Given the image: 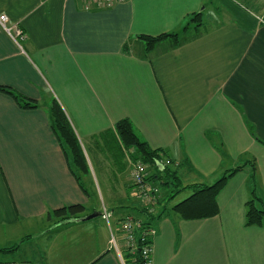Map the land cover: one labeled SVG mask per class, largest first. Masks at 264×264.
<instances>
[{
	"label": "crops",
	"instance_id": "1",
	"mask_svg": "<svg viewBox=\"0 0 264 264\" xmlns=\"http://www.w3.org/2000/svg\"><path fill=\"white\" fill-rule=\"evenodd\" d=\"M211 1L126 0L86 9L83 0H0V14L24 31L17 41L0 25V85L41 103L24 109L0 91V235L30 236L19 259L124 264L111 231L122 246L120 221L138 213L140 203L131 187L133 160L113 128L129 118L160 158L171 159L183 185L211 184L242 166L219 191L213 216L187 219L169 209L190 189L165 201L168 208L153 222L152 264H264V218L245 223L253 183L264 204V0H248L258 13L234 7L222 20L189 26L176 46L164 40L147 53L137 37L181 32ZM54 98L85 152L83 181L92 180L94 162L100 166L101 202L95 193L92 202L69 169L51 128ZM75 203L85 206L79 216L49 214ZM103 208L112 229L102 216L82 218Z\"/></svg>",
	"mask_w": 264,
	"mask_h": 264
},
{
	"label": "trees",
	"instance_id": "2",
	"mask_svg": "<svg viewBox=\"0 0 264 264\" xmlns=\"http://www.w3.org/2000/svg\"><path fill=\"white\" fill-rule=\"evenodd\" d=\"M260 20L264 22V14L260 16ZM202 25L203 15L202 12L198 11L192 13L189 21L183 26L181 32L169 31L158 34L140 33L137 35V37L144 42L145 51L149 53L158 43L163 42L164 40H169L172 43V46L180 44L184 39V31L188 29L189 26H193L194 29H198ZM123 50H127V41L124 43ZM0 91L12 96L17 105L21 108L30 109L41 105L37 99L20 93L8 85H0ZM48 108L51 128L61 145L63 153L67 159L69 169L77 180L81 189L88 195L89 192L82 177L89 173V164L80 140L74 131L67 114L55 98L51 100ZM113 129L120 141V146L122 145V147L128 149L127 156H129V158L133 161L138 159L141 160L154 170L151 171L148 167L149 171L143 176V180L147 183H152L158 186V199L155 203V210H145L144 208L147 207L144 206L138 195L140 205L136 210L142 212L145 217L143 219L139 218L137 215L133 216L136 219H142L143 229L153 227L154 220L159 219L165 212V209L168 208V206L165 204L173 200L177 194L185 189H190L191 193L185 198L171 205L169 209L177 212L181 217L187 219L205 218L217 214L219 212V206L217 203V195L219 191L223 188L227 182V179L237 170L242 168V166H236L232 169H228L211 184L192 183L183 185L177 174V170L171 166V159L169 158L171 162L168 165H161V163L158 162L161 151L159 149L150 147L147 141L139 136L129 118H121L116 121ZM261 142L264 141L261 140ZM116 146L119 150L121 149L118 142ZM117 154L120 155V152L113 154V157H116V159H118ZM126 162L127 160L122 161V168L120 169L125 168ZM132 169L133 162L131 161L130 175ZM251 176L254 182V172ZM131 181V187H133L136 191V194H138L137 183L133 179L132 175ZM254 185L255 184L253 183L251 195L245 202V223L247 225H260L264 218L263 199L256 193ZM163 186L167 188L161 191V187ZM163 202L164 204L162 206L161 204ZM160 205L161 208H159ZM84 210L85 206L83 204L75 203L58 207L49 214L61 218H68L72 216H79L84 212ZM99 216H102V211ZM141 229H138L136 232V249L134 252H130L125 248L122 250L126 264L143 263L141 247L144 242L142 241L143 235L141 234ZM29 237V235H25L19 241L14 242V244L3 247L0 246V252L6 253L18 250L21 244ZM149 241L151 240L149 239ZM10 262L30 264V262L25 259H0V264Z\"/></svg>",
	"mask_w": 264,
	"mask_h": 264
},
{
	"label": "built area",
	"instance_id": "3",
	"mask_svg": "<svg viewBox=\"0 0 264 264\" xmlns=\"http://www.w3.org/2000/svg\"><path fill=\"white\" fill-rule=\"evenodd\" d=\"M85 3L86 9H89L92 5L98 7H110L116 3L123 2L125 0H83ZM0 25L15 39H22L24 37L22 29L18 23H11L6 14H0ZM159 163L161 165H168L171 161L169 158H159ZM149 169L147 165L141 160L133 161V169L131 175L137 183V192L140 200L147 208H144L147 211L155 210V203L157 201L158 186L152 183H147L143 180V176L148 172ZM143 206V207H144ZM102 217L107 222L109 227L112 229L110 223L111 213L106 209H102ZM142 228V219H136L131 215L123 217L120 221V231L122 235L123 245L120 246L121 242L117 239L114 231H111L110 242L111 245L116 248L118 253L123 254L122 247L134 252L136 249V237L138 229ZM141 234L143 235L141 250L143 255L142 264H152V239L155 234V229L153 227L142 228ZM149 239L151 241H149ZM3 264H21L17 262L3 263ZM124 264L125 261H124Z\"/></svg>",
	"mask_w": 264,
	"mask_h": 264
},
{
	"label": "rangeland",
	"instance_id": "4",
	"mask_svg": "<svg viewBox=\"0 0 264 264\" xmlns=\"http://www.w3.org/2000/svg\"><path fill=\"white\" fill-rule=\"evenodd\" d=\"M238 9L239 12L242 13H258L260 11H258L254 4L251 1L248 0H212L211 3H208V5L205 7V9L203 10V24H212L213 20L212 19H219L222 20L223 17L225 16V14H228L229 12H232L231 9L233 8ZM11 23H15V22H11ZM100 170V166L98 167L97 163L94 162V172L91 171V177L92 180L85 179L84 178V183L88 189V192L91 193V198H92V202L96 204L97 199L95 197L96 196L99 197V200L101 202V198H100V193H106V188L104 187V181H103V176L102 173L99 171ZM109 176H110V171L107 170ZM164 189H166L167 187L163 186ZM95 193V194H94ZM182 195V197H178L176 200H181V198H184ZM135 215L139 216V213H134ZM87 215V214H86ZM110 223L111 225H113L112 223V219L110 218ZM2 235H0V246H9L11 244H14V242L19 241L18 239L15 240L14 238L9 237V234H6V232H1ZM6 234V235H5ZM6 236V237H3ZM19 253L16 251H12V252H6V253H2L0 252V259H15V258H19Z\"/></svg>",
	"mask_w": 264,
	"mask_h": 264
},
{
	"label": "water",
	"instance_id": "5",
	"mask_svg": "<svg viewBox=\"0 0 264 264\" xmlns=\"http://www.w3.org/2000/svg\"><path fill=\"white\" fill-rule=\"evenodd\" d=\"M100 213H101L100 211H93V212H91V213H89V214H87V215L82 216V218H83L84 220H86V219H91V218H93V217L99 216Z\"/></svg>",
	"mask_w": 264,
	"mask_h": 264
}]
</instances>
